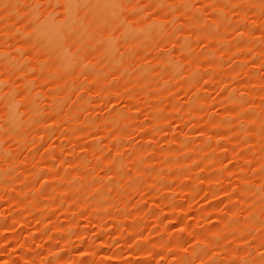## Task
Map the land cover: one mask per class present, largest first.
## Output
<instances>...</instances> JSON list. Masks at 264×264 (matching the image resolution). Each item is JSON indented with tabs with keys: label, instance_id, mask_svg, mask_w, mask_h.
Here are the masks:
<instances>
[{
	"label": "rangeland",
	"instance_id": "obj_1",
	"mask_svg": "<svg viewBox=\"0 0 264 264\" xmlns=\"http://www.w3.org/2000/svg\"><path fill=\"white\" fill-rule=\"evenodd\" d=\"M0 264H264V0H0Z\"/></svg>",
	"mask_w": 264,
	"mask_h": 264
}]
</instances>
